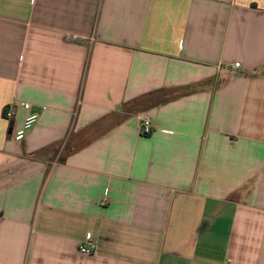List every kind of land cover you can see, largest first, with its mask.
I'll use <instances>...</instances> for the list:
<instances>
[{
    "label": "crops",
    "instance_id": "0c3cea01",
    "mask_svg": "<svg viewBox=\"0 0 264 264\" xmlns=\"http://www.w3.org/2000/svg\"><path fill=\"white\" fill-rule=\"evenodd\" d=\"M0 264H264V0H0Z\"/></svg>",
    "mask_w": 264,
    "mask_h": 264
},
{
    "label": "built area",
    "instance_id": "2783aa9c",
    "mask_svg": "<svg viewBox=\"0 0 264 264\" xmlns=\"http://www.w3.org/2000/svg\"><path fill=\"white\" fill-rule=\"evenodd\" d=\"M233 68H239V64H234ZM21 108L27 113L22 126L13 134V139L16 142H22L25 139L26 134L37 123L38 114L31 112V106L27 103H21ZM44 110V108H43ZM12 110L10 106H7L3 112V116L8 120L12 118ZM140 134L143 137L150 136L152 134V126L149 120H142L140 123ZM79 252L84 255H90L93 253V247L81 246Z\"/></svg>",
    "mask_w": 264,
    "mask_h": 264
}]
</instances>
